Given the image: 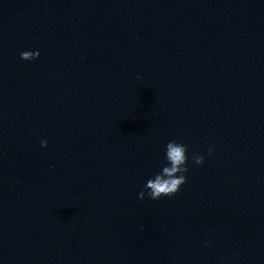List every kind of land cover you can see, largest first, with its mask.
I'll return each instance as SVG.
<instances>
[{"label":"water","instance_id":"1","mask_svg":"<svg viewBox=\"0 0 264 264\" xmlns=\"http://www.w3.org/2000/svg\"><path fill=\"white\" fill-rule=\"evenodd\" d=\"M0 264H264V0H0Z\"/></svg>","mask_w":264,"mask_h":264},{"label":"clouds","instance_id":"2","mask_svg":"<svg viewBox=\"0 0 264 264\" xmlns=\"http://www.w3.org/2000/svg\"><path fill=\"white\" fill-rule=\"evenodd\" d=\"M40 56L39 51H24L20 53V58L24 61H33ZM41 147H47V141H41ZM211 154V149H209ZM165 158L167 164L153 178L147 180L145 191L139 193V199L144 200L145 195L153 201H158L162 197H172L176 195L181 187L186 184V173L188 172V148L185 144L177 141H169L165 147ZM192 161L196 165L204 163V157L194 153Z\"/></svg>","mask_w":264,"mask_h":264}]
</instances>
